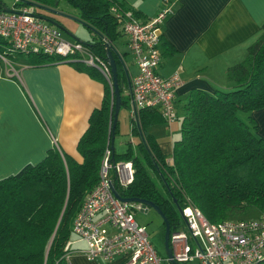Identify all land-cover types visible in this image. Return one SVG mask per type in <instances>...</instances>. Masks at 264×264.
Masks as SVG:
<instances>
[{
	"label": "trees",
	"instance_id": "obj_1",
	"mask_svg": "<svg viewBox=\"0 0 264 264\" xmlns=\"http://www.w3.org/2000/svg\"><path fill=\"white\" fill-rule=\"evenodd\" d=\"M32 1L46 3L21 0V4ZM66 1L78 10L79 20L93 33L85 45L105 60V45L110 47L120 92L119 81H124L125 71L111 43L123 33L110 6L130 7L120 0ZM3 7L7 4L0 0V9ZM38 9L37 14L53 18ZM0 43L5 41L0 39ZM22 55L33 66L63 60L40 51ZM71 62L103 83L100 104L90 111L87 126L76 141L78 158L53 144L38 161L26 162L0 177V264H68L66 255L72 248L66 243L75 236L72 222L85 194L98 181L107 140L111 158L129 160L133 168L130 183L114 184L115 191L121 197L151 201L170 226L176 223L177 207L187 202L209 221L242 217L251 210L257 215L264 212V138L256 132L250 116L251 110L264 105V20L257 36L246 46L244 57L226 67L230 88L187 91L169 159L148 130L152 124L164 123L163 119L156 109L147 107L138 109L135 118L129 117V132L138 136L136 142L131 145L126 140L124 149L116 152L110 138L112 87L97 68ZM119 98V105H125ZM116 127L117 120L112 133Z\"/></svg>",
	"mask_w": 264,
	"mask_h": 264
},
{
	"label": "crops",
	"instance_id": "obj_2",
	"mask_svg": "<svg viewBox=\"0 0 264 264\" xmlns=\"http://www.w3.org/2000/svg\"><path fill=\"white\" fill-rule=\"evenodd\" d=\"M120 1L137 12L139 19L152 15L161 3V0ZM166 2L171 10L160 24L156 72L161 76L178 74L180 82L175 88L174 107L175 112L180 107L182 113V103L190 88L211 92L232 86L225 69L244 57L247 44L257 36L264 20V0ZM124 37L120 45L111 44L128 79L135 73L136 66ZM168 49L170 53H164ZM23 56H10L18 77L10 75L7 67L0 63V177L16 171L26 162L41 159L53 145L51 136L55 137L60 150L78 158L76 141L87 126L90 111L99 106L103 95V83L77 69L71 61L33 66ZM17 57L21 58L17 60ZM127 61L132 64V72ZM125 77L120 86L121 90L125 88L128 104ZM250 116L256 132L264 138V105L251 110ZM162 124L169 137H154L161 153L169 159L171 140L178 136L175 132L178 134L179 120ZM172 131L174 136L170 135ZM128 134H131L129 123ZM134 136L131 145L138 139ZM71 242L72 250L66 255L68 264H127L124 254L109 260H88L76 251L84 247V242L76 237ZM168 264L172 263L168 261Z\"/></svg>",
	"mask_w": 264,
	"mask_h": 264
},
{
	"label": "built area",
	"instance_id": "obj_3",
	"mask_svg": "<svg viewBox=\"0 0 264 264\" xmlns=\"http://www.w3.org/2000/svg\"><path fill=\"white\" fill-rule=\"evenodd\" d=\"M12 11L0 9V63L10 75L18 77L10 56L42 52L59 55L63 60L79 61L97 68L111 85L110 65L95 54L84 42L64 37L60 27L37 15V12L12 0ZM118 28L126 36L127 47L136 66L128 78V116L135 118L140 108H154L165 124L176 118L175 88L180 82L176 72L161 76L156 72L160 53V24L170 12V5L161 0L156 11L139 19L130 8L111 5ZM108 42L106 38H103ZM56 145V139L51 136ZM107 140L98 170V181L85 194L72 222V231L83 248L76 251L88 260H109L127 255V264H161V257L151 246L143 223L133 217L140 202H123L116 198L110 185L125 186L132 180L129 160H113ZM187 200V198H186ZM181 227L169 226L167 245L175 263L197 260L200 264H261L264 258V212L255 217H229L207 220L189 202L179 208ZM71 240L67 241V245ZM164 260H168L163 256Z\"/></svg>",
	"mask_w": 264,
	"mask_h": 264
},
{
	"label": "rangeland",
	"instance_id": "obj_4",
	"mask_svg": "<svg viewBox=\"0 0 264 264\" xmlns=\"http://www.w3.org/2000/svg\"><path fill=\"white\" fill-rule=\"evenodd\" d=\"M4 1L7 5H11L12 3V0ZM45 2L46 3H42L41 1H32L30 3L25 4L24 6H27L29 9L34 11H36L38 8L42 9L47 14L51 15L53 19H55L60 25H62L66 32L69 31L74 36L79 37V39L83 41L93 39V33L90 32L87 27L79 20L78 10L73 7L69 2H67L66 0H45ZM64 29H61L64 37L67 39H73L70 35L66 34ZM124 39V34H120L115 39H113L112 43L114 45H120L121 42L124 41ZM14 56L24 57L22 54H16ZM19 58L21 57H17L16 59L18 60ZM127 62L128 64H130L129 71L132 72L134 70L133 67H131L132 64L129 61ZM119 95L125 101V105L120 104L116 112L117 131L114 132L112 136V146L116 152H120L124 149L126 140L132 142L135 140L134 135L132 136L131 134H128L129 116L128 107L126 104L127 99L125 88H122V90L119 92ZM180 110V107L176 108L177 118L172 120L171 122H178L179 117L181 116ZM148 130L152 131L155 134L154 136L157 138L159 137V135H161L162 138H166L167 136L169 137L167 133L168 130L166 129V126L162 123L152 124L148 127ZM170 135L174 136V131H172V134L170 133ZM175 135L178 134L175 132ZM153 179L156 181V185L160 189L159 183L154 176ZM255 215H257V212L255 210H251L245 216L242 217L251 218L255 217ZM133 217L138 223H144L151 246L161 257V264H168V261L163 259V224L160 216L151 207L145 204H141V209H135L133 211ZM175 222V225L177 227H181L183 225L181 215L177 209L175 211ZM178 264L200 263L197 260H192Z\"/></svg>",
	"mask_w": 264,
	"mask_h": 264
},
{
	"label": "water",
	"instance_id": "obj_5",
	"mask_svg": "<svg viewBox=\"0 0 264 264\" xmlns=\"http://www.w3.org/2000/svg\"><path fill=\"white\" fill-rule=\"evenodd\" d=\"M4 11H12L10 8L8 7H3L2 8ZM39 17L46 19L48 21H50L51 23L55 24L56 26L60 27L61 29H64L62 25H60L55 19L53 18H49L46 17L44 15L41 14H37ZM65 30V29H64ZM66 32V30H65ZM66 34L70 35L72 38H75L76 40H79L81 42H84L81 39H78L76 36H74L72 33H70L69 31L66 32ZM105 53H106V59L110 65V73H111V85H112V90H113V109H112V118H111V132H110V138L112 139V126L114 125V122L116 120V112L119 106V92L117 90V81H116V73H115V64H114V60L113 57L111 55L110 52V47L108 45H105ZM126 76V74H125ZM126 79V84L128 86V79L127 77H125ZM119 85H122V81H119ZM110 190L112 192V194L118 198L119 200L123 201V202H129V201H136V202H140L142 204H145L149 207H151L161 218L162 224H163V249H164V255L166 256V258H168L167 261H169L172 264H176L173 260L169 259L170 258V249L167 245V235H168V230H169V223L167 221V219L163 216V214L161 213V211L158 209V207L153 204L151 201H148L146 199H142V198H138V197H121L118 195V193L115 191L113 185H110ZM178 212L179 211V207H177Z\"/></svg>",
	"mask_w": 264,
	"mask_h": 264
},
{
	"label": "bare ground",
	"instance_id": "obj_6",
	"mask_svg": "<svg viewBox=\"0 0 264 264\" xmlns=\"http://www.w3.org/2000/svg\"><path fill=\"white\" fill-rule=\"evenodd\" d=\"M170 226V225H169Z\"/></svg>",
	"mask_w": 264,
	"mask_h": 264
}]
</instances>
